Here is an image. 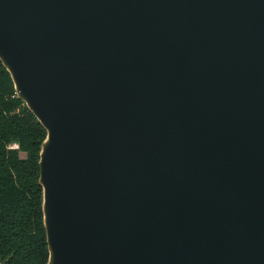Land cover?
I'll return each mask as SVG.
<instances>
[{"label":"water","instance_id":"95a60500","mask_svg":"<svg viewBox=\"0 0 264 264\" xmlns=\"http://www.w3.org/2000/svg\"><path fill=\"white\" fill-rule=\"evenodd\" d=\"M0 61L48 264H264V0H0Z\"/></svg>","mask_w":264,"mask_h":264},{"label":"trees","instance_id":"16d2710c","mask_svg":"<svg viewBox=\"0 0 264 264\" xmlns=\"http://www.w3.org/2000/svg\"><path fill=\"white\" fill-rule=\"evenodd\" d=\"M46 136L0 61V263L48 264L39 165Z\"/></svg>","mask_w":264,"mask_h":264}]
</instances>
